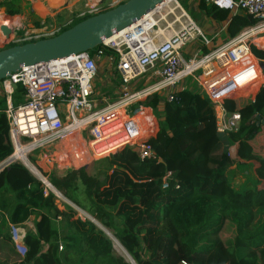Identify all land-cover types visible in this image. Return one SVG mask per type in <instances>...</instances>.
Returning <instances> with one entry per match:
<instances>
[{
  "label": "trees",
  "instance_id": "obj_1",
  "mask_svg": "<svg viewBox=\"0 0 264 264\" xmlns=\"http://www.w3.org/2000/svg\"><path fill=\"white\" fill-rule=\"evenodd\" d=\"M197 7L216 23L229 17L206 0ZM0 8L6 21L22 14L13 0H1ZM254 23L236 15L228 30L236 36ZM252 52L263 62L264 75V50ZM22 93L17 87L15 104ZM176 97L161 112L157 95L141 103L157 119L158 131L149 140L156 159L140 162L136 151L126 148L103 159L94 174L82 168L63 177L51 175L49 182L111 231L135 264H264V148L257 140L264 127V84L253 100L240 96L224 102L228 112L240 114L237 131L226 135L216 132L210 101L194 83L185 84ZM3 106L0 97V111ZM11 152L0 113V162ZM251 168L254 177L248 173ZM168 172V187L163 189ZM238 174L246 179L235 189L232 178ZM102 189L114 193L112 205H100L107 200ZM63 207L57 208L52 193L43 196L40 182L21 164L1 171L0 264H127L101 230L81 221L69 205ZM30 217H35L33 230L26 232L20 257L10 245L8 224L21 225Z\"/></svg>",
  "mask_w": 264,
  "mask_h": 264
},
{
  "label": "built area",
  "instance_id": "obj_2",
  "mask_svg": "<svg viewBox=\"0 0 264 264\" xmlns=\"http://www.w3.org/2000/svg\"><path fill=\"white\" fill-rule=\"evenodd\" d=\"M168 1L130 26L132 28L116 40L104 42L91 51L92 54L79 53L22 67L0 82V97L4 101L0 113L5 116L12 148L11 154L0 162V172L12 164H21L40 182L44 197L52 193L56 204L69 205L76 216L85 221L86 212L70 205L49 182L56 171L71 172L84 165H73V159L78 158L76 148L65 150L64 143L82 142L77 151L87 157L86 163L110 158L126 148L136 151L140 162L156 159L149 140L158 131L157 119L153 111L141 103L157 95L158 111H163L166 104L177 101L176 95L185 85H182L185 79L194 83L210 101L216 132L226 135L237 131L240 114L228 112L224 102L235 98L241 89L255 85L256 63L259 74L262 69L252 49H261L256 41L264 38V0H206L229 13L227 22L236 15L255 20L231 40L216 47H211L213 39L202 33L176 0L169 3L173 12L166 6ZM150 14L156 23L149 26L147 16ZM162 15L166 19H162ZM8 28L13 32L15 26ZM57 34V30L40 29L9 40L4 38L0 45H22ZM191 44L194 47L188 53L186 50ZM101 59L108 60V65L114 64L113 70H105L110 80L117 83L112 95L106 90L99 93L95 85ZM17 87H21L23 93L15 104L13 97ZM248 95L241 97H251ZM147 112L144 122L148 132L143 134L141 118ZM36 151L39 153L35 154ZM30 157L35 161L31 162ZM170 176L168 172L163 178V189L168 187ZM8 228L13 235L14 225L8 224ZM22 240L23 237L19 241L13 237L18 252L25 249ZM58 249L62 250L61 244Z\"/></svg>",
  "mask_w": 264,
  "mask_h": 264
},
{
  "label": "rangeland",
  "instance_id": "obj_3",
  "mask_svg": "<svg viewBox=\"0 0 264 264\" xmlns=\"http://www.w3.org/2000/svg\"><path fill=\"white\" fill-rule=\"evenodd\" d=\"M125 1H127V0H37V2L31 1V0H17V2L19 3L20 7L23 10V13L21 15H19V17H17L18 18V25L15 26V29L13 30L12 34L6 40L11 39V37L16 38L21 33H29V32L37 31L40 29H44L47 31L57 30L60 33L64 28L71 26V25H75L82 18L96 15V14L102 12L103 10L107 11V10L112 9L113 7H115L119 4H122ZM176 1L183 8V10L186 12V14L192 19V21L200 28L202 33L204 35H206L209 39H213L211 47L219 46V45L231 40L233 37H235V32L233 30L229 31L228 26H226V28L224 30L222 29V27L225 25V23H223V24L214 23L204 16V14L197 7L200 0H176ZM0 10H2V12L0 11V26H1L6 22V20H8V18L6 17V15H4V9L0 8ZM1 18H4V19L7 18V19L1 21ZM10 21L14 22L15 19H12ZM204 22H206L205 26H203ZM34 23H36L37 25H33ZM28 28H29V30L25 31V29H28ZM260 41H264V39H262ZM263 46H264V44H263ZM7 47H8V45H0V50L5 49ZM193 47H194L193 44L189 45L186 51H189L188 53H190L191 49ZM260 50H263V48H261ZM186 57H188V54H186ZM108 62H109L108 60L105 61L102 59L98 62L99 73H98V77H97V80L95 82V85H96V88L99 91V93H102L106 90L110 93L109 95H112V91L114 89L116 90L115 86L117 85V83L113 82L112 80L108 81V78L110 79V75L109 74L106 75L105 70H107V69L113 70L114 69V64L108 65ZM256 80L258 81V83L260 85V79L256 78L255 81ZM188 82H189V79H185L183 81L182 85L187 84ZM138 86L139 87L141 86L140 83L138 84ZM254 86H256V84ZM258 86H257V88H258ZM257 88L254 89L253 93H251V94L239 92L235 95V97L242 96V95L245 96L248 94H250L248 96L254 97L256 95V92L258 91ZM255 90H257V91H255ZM241 92H245V91H241ZM257 140H258L260 146H262L261 148L263 149L264 148V127H263V130L260 131V134L258 135ZM72 146H74L76 148V153L78 155V158L73 159V161H72L73 165L74 166H80V165L84 164L81 167L85 168L86 172L89 175L94 174L98 170V168H100V166L102 164L104 165V163H102L104 161L103 159L90 160L86 163L87 157L81 156L80 153L77 151L78 148L82 147V142L79 141L78 143H74L73 141H71V142H69V149ZM37 153H39V151L35 152V154H37ZM106 159H109V158H106ZM30 161L34 162L35 159L33 157H30ZM37 168L42 174H44L43 169H41L38 166H37ZM77 169L78 168H76L73 171L80 170V169H78V170ZM55 173H56L55 175L58 177H63V174H64V176H66L67 174H70V172H65V171H64V173H62L60 171H56ZM248 173H249V175L254 177V175L252 173V169H251V172L249 171ZM245 179L246 178L242 174L236 175L235 177L232 178L233 187L235 189H237L241 184L244 183ZM102 191L107 192V196L105 197L107 200L102 202L100 205H103V206L104 205H112L113 201L115 200V197L112 198L113 196L111 195V191H108L106 189H102ZM80 200L83 203H85V198L83 195H81ZM95 202L98 203L97 200H95ZM69 204L72 205L70 202H69ZM56 205H58L57 207L61 211L64 210V207L62 205L59 206L58 203ZM80 210H82V209H80ZM83 212H86V211H83ZM86 214H87V219H89V220H87V219L86 220L90 221V222L93 221L94 225L96 226L97 229H99L103 233L105 232L107 234L106 235L104 233L109 240H110V238L111 239L114 238L111 231L103 228L99 224V222L97 220H95L90 214H88L87 212H86ZM33 220H35V217H30L23 224L14 225L15 232L13 235H11V231L9 229L10 245L12 247V250L15 253H17L20 257H23V253H24L25 249H23V247H22L23 251L18 252L15 249L13 237L17 241H19L21 239V237H23L22 241H24L26 232L33 230ZM56 224L57 223L54 222V225L56 227H58V225H56ZM116 241H117L116 239L113 240V242L111 241L112 248H113L115 255H117L118 257H121L123 259V261L126 262L127 264H135V262L132 260V258L128 255V253L124 250V248L121 246V244L118 241H117V243H119L120 245L117 244L119 246V248L117 247ZM59 252H60V250H59ZM124 254H126V255H124ZM10 259H13V258L10 257ZM17 261H19V259Z\"/></svg>",
  "mask_w": 264,
  "mask_h": 264
},
{
  "label": "water",
  "instance_id": "obj_4",
  "mask_svg": "<svg viewBox=\"0 0 264 264\" xmlns=\"http://www.w3.org/2000/svg\"><path fill=\"white\" fill-rule=\"evenodd\" d=\"M165 1L127 0L105 12L89 16L54 37L2 49L0 50V82L22 67L94 51L114 34L141 21ZM0 31L6 39L12 34L11 29L6 26H1ZM256 118L259 119L258 116ZM262 123L264 124V121ZM91 222L94 224L93 221ZM110 240L112 241L111 238Z\"/></svg>",
  "mask_w": 264,
  "mask_h": 264
},
{
  "label": "bare ground",
  "instance_id": "obj_5",
  "mask_svg": "<svg viewBox=\"0 0 264 264\" xmlns=\"http://www.w3.org/2000/svg\"><path fill=\"white\" fill-rule=\"evenodd\" d=\"M170 2H172V3H174V0H169L168 2H166L167 3V7H168V9L170 10V11H172L173 12V9H172V6L171 5H169V3ZM174 5H176V4H174ZM177 9H178V7H176ZM151 15L152 14H150V15H148L147 17H148V19H150V22H149V26L151 25V24H155L156 23V21L154 20V19H152L151 18ZM162 19H166V17H165V15H162ZM4 26H6V27H10V28H12L13 26H16V25H18V20H15L14 22L12 21H6L4 24H3ZM133 27V26H132ZM132 27H129L128 29H125V30H123V31H121V32H119V33H117V34H114L112 37H110L109 39H107L105 42H112V41H114V40H116L121 34H123V33H125L126 32V30H129V29H131ZM4 36H2V34L0 33V41H3L4 40ZM262 39H264V38H262ZM262 39H258L256 42H258V46L259 47H264L263 46V44H264V41H260V40H262ZM5 40H6V38H5ZM261 43V44H260ZM256 65H257V63H256ZM261 65V64H260ZM257 75H258V79H260V83H261V77H262V71L260 70V74H259V67H258V65H257ZM255 84H256V86H253V87H245V88H243V89H241L239 92L240 93H253V90L254 89H256L257 88V86L259 85V83H258V81L256 80L255 81ZM241 91H245V92H241ZM256 91V90H255ZM144 117H145V121L147 120V116L144 114L143 115ZM147 124L143 121L142 122V128H143V134H145V133H147L148 131H147ZM147 135H144L143 137H146ZM64 144H66L65 145V150H69V142H67V143H64ZM62 149H64V147L62 148ZM113 242V241H112ZM117 244H119V243H117V241H116V245ZM120 245V244H119ZM117 247L119 248V246L117 245ZM124 255H126V254H124Z\"/></svg>",
  "mask_w": 264,
  "mask_h": 264
},
{
  "label": "crops",
  "instance_id": "obj_6",
  "mask_svg": "<svg viewBox=\"0 0 264 264\" xmlns=\"http://www.w3.org/2000/svg\"><path fill=\"white\" fill-rule=\"evenodd\" d=\"M13 1H15L18 5H19V3L17 2V0H13ZM31 1H34V2H37V0H31ZM20 6V5H19ZM21 10H22V8H21ZM22 13H23V10H22ZM5 15V14H4ZM17 17H19V16H15V17H12V18H17ZM12 18H10V19H12ZM7 19V18H6ZM6 19H4V18H1V21H3V20H6ZM9 19V20H10ZM18 19V18H17ZM213 22V21H212ZM228 22H229V20H228ZM228 22L226 21V22H224L225 23V25L222 27V29L224 30L225 28H226V26H228ZM205 23L206 22H204L203 23V26H205ZM214 23H216V22H214ZM208 24V23H207ZM220 24H223V23H220ZM18 27V26H17ZM35 29V28H34ZM29 32V31H28ZM33 32V31H32ZM29 33H31V32H29ZM261 48H263V50H264V47H261ZM261 64H263V62H260ZM110 80V79H109ZM261 83H260V85L258 86L259 88H258V91H259V89L261 88V86L264 84V75H263V71H262V77H261ZM113 81V80H112ZM257 91V92H258ZM113 92V91H112ZM256 92V93H257ZM247 98H251V100H253L254 98H255V96L254 97H247ZM143 121H145V118H144V116H142V118H141ZM252 169V168H251ZM253 173V172H252ZM113 192L111 191V195L113 196ZM31 220V219H30ZM33 222H34V220H33ZM32 228V227H31Z\"/></svg>",
  "mask_w": 264,
  "mask_h": 264
}]
</instances>
